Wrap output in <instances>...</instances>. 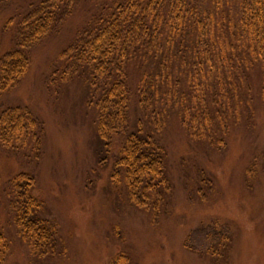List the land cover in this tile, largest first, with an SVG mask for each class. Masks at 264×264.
I'll use <instances>...</instances> for the list:
<instances>
[{"label":"trees","instance_id":"obj_1","mask_svg":"<svg viewBox=\"0 0 264 264\" xmlns=\"http://www.w3.org/2000/svg\"><path fill=\"white\" fill-rule=\"evenodd\" d=\"M10 7L0 41V146L22 163L39 164L44 120L28 105L3 99L20 87L35 51L81 15L45 82L58 90L74 79L84 83L101 163L154 225L174 200L163 143L169 123L178 122L194 145L220 153L236 130L254 128L257 104L264 108V0H0V11ZM259 169L264 151L253 157L248 176ZM194 170L200 176L195 192L207 201L206 189L216 191L213 175L203 166ZM36 186L31 170L3 185L0 177L5 222L25 245L30 264L62 261L67 242ZM236 234L235 223L213 218L188 234L185 247L210 264H230ZM13 242L0 216V264ZM129 261L122 251L113 263Z\"/></svg>","mask_w":264,"mask_h":264},{"label":"rangeland","instance_id":"obj_2","mask_svg":"<svg viewBox=\"0 0 264 264\" xmlns=\"http://www.w3.org/2000/svg\"><path fill=\"white\" fill-rule=\"evenodd\" d=\"M12 13V7L0 11L2 42V24ZM80 18L74 17L35 51L32 69L3 99L28 105L46 125L39 164L22 163L20 156L0 146L2 185L22 170L33 171L35 194L45 201L47 214L59 221L67 242L68 255L62 261L36 264H114L122 251L130 258L128 264H210L189 251L185 241L194 228L213 218L237 227L230 264H264V170L256 177L247 174L253 157L264 151V108L257 104L254 128L236 130L220 153L194 145L178 122L169 123L163 143L169 152L174 200L154 225L147 212L126 200L110 180V166L101 163L95 113L87 106L84 83L74 79L58 90L45 82L50 63L67 45ZM202 166L216 183L214 193L206 189L204 202L195 192L200 176L194 167ZM6 213L0 205L7 233L14 238L6 264H30L25 245L5 222Z\"/></svg>","mask_w":264,"mask_h":264}]
</instances>
